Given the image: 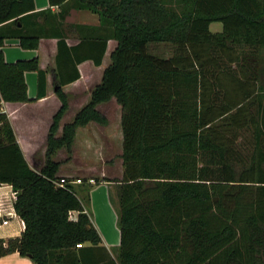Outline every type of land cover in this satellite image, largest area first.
Returning <instances> with one entry per match:
<instances>
[{"label":"trees","instance_id":"16d2710c","mask_svg":"<svg viewBox=\"0 0 264 264\" xmlns=\"http://www.w3.org/2000/svg\"><path fill=\"white\" fill-rule=\"evenodd\" d=\"M48 2L88 10L110 32L72 46L58 35L60 107L39 169L28 165L7 114H0V185L11 186L24 224L19 236L0 238V257L16 252L33 264H88L90 251L103 248L88 212L92 183L81 179L75 187L63 177L58 185L60 162L53 157L62 148L71 154L78 127L105 125L96 106L114 98L121 107L122 174L101 179L119 184L112 264H264V0ZM33 10V0H0V102L45 95L38 58L8 63L2 51L8 38L38 47L41 35L17 26ZM214 22L221 31L210 30ZM109 38L116 47L100 82L57 136L68 108L61 87L79 78L83 60L101 64ZM151 43L173 44L177 52L158 57ZM25 71L37 73L35 98L27 95ZM248 129L251 149L239 142Z\"/></svg>","mask_w":264,"mask_h":264},{"label":"crops","instance_id":"0c3cea01","mask_svg":"<svg viewBox=\"0 0 264 264\" xmlns=\"http://www.w3.org/2000/svg\"><path fill=\"white\" fill-rule=\"evenodd\" d=\"M33 2L34 10L26 15L22 21H19L17 26L23 27L26 32L40 34L38 47L36 49H24L19 46L16 38H8L4 41L2 51L5 61L8 63L19 59L37 57L39 67L46 71V92L43 97L36 101L1 102V104L28 165L33 169H39L44 162L46 137L52 123V117L60 107V100L55 94L56 86L54 85L58 35H64L66 44L72 46L77 44L82 36H103L106 32H110V27L101 22L96 14L88 10L70 7L69 3L61 6H50L48 0H33ZM65 10L67 13L61 17L60 13ZM215 24V32L221 31V24L219 22H215ZM70 25L76 26L71 27ZM115 47L116 41L109 38L101 64L96 66L90 59L83 60L77 64L79 78L61 87L68 96V108L59 121L57 136L60 135L63 125L70 122L76 112L89 101L91 91L100 82L103 70L110 63V54ZM24 79L28 97L35 98L37 73L25 71ZM113 100L115 101L114 98H111L109 101L96 106L107 119L105 125L89 122L85 126L78 127L71 154L59 157L60 153L65 151L63 148L56 152L53 159L60 162L57 176L75 179L80 178L78 175L83 172L85 178L88 179L91 176L89 172L95 171L96 167L90 165V161L86 158L81 161L76 154L101 153L120 156L122 152L121 107L115 101L113 119L107 117L100 109L102 104L111 103ZM108 161V163L104 162L102 168L105 169L107 167L105 165L110 164L111 159ZM119 167L121 177L122 162L120 157ZM95 176L102 179L106 175L102 172ZM73 184L77 187L79 183ZM118 190L119 184L113 181L100 180L91 185L88 212L101 237L103 248L90 251L91 260H88V264H112V261L117 259L120 240L117 226ZM14 198L15 194L10 185H0V219L10 218L9 223L0 229H3L0 232V238L17 237L24 229L23 221L13 209ZM76 215L77 212H73V216ZM94 259H97L98 262H94ZM0 264H33V262L28 257H22L14 252L0 257Z\"/></svg>","mask_w":264,"mask_h":264},{"label":"rangeland","instance_id":"374dc122","mask_svg":"<svg viewBox=\"0 0 264 264\" xmlns=\"http://www.w3.org/2000/svg\"><path fill=\"white\" fill-rule=\"evenodd\" d=\"M220 24V23H219ZM218 24V25H219ZM215 27L216 24L215 22L211 24V31L215 32ZM148 50L150 53L158 56V57H162V58H168L170 56H172L174 53L177 52L176 47L173 44L170 43H151L148 46ZM264 91V90H262ZM264 94V93H263ZM106 103V104H102V106H100L102 112H104L107 117H109L110 119L114 118V111H115V101L113 100V102ZM239 142L241 143V145H243V147H248V149H251L252 146V133L251 130H245L242 131L241 133V137L239 138ZM242 147V146H241ZM68 155L65 151L60 153V156H66ZM76 156L80 157L81 161L86 158L88 161H90V165H93L96 167V170L93 171L91 170L89 173H91L90 177L93 179H100L101 178L99 176H95V175H99V173L104 172V176L102 179H114V178H119L120 177V167H119V157L118 155L115 154H101V153H96V154H76ZM111 159L110 164L105 165V169L102 168L104 167V162L106 161L107 163L109 162L108 160ZM106 164V163H105ZM82 166V164H80ZM84 172L80 173L78 175V177H80V179L82 180H86L87 178L84 177ZM83 177V178H82ZM88 177V176H86ZM89 177V178H90ZM88 178V179H89ZM94 183V182H93ZM3 230V229H2ZM0 230V232L2 231Z\"/></svg>","mask_w":264,"mask_h":264},{"label":"built area","instance_id":"2783aa9c","mask_svg":"<svg viewBox=\"0 0 264 264\" xmlns=\"http://www.w3.org/2000/svg\"><path fill=\"white\" fill-rule=\"evenodd\" d=\"M1 113H5V109H4V107H2V104H1V102H0V114ZM67 180L65 179V178H61L60 179V181L58 182V185H60V186H62L63 185V183H65ZM87 181L89 182V183H93L94 182V179L93 178H89V179H87ZM81 182V179L80 178H75V179H71V183H80ZM69 214H70V217L72 218V217H74L73 216V212H69ZM9 217H6V218H1L0 219V229L2 228V227H4V226H6L8 223H9ZM77 247H80L81 245L80 244H77L76 245Z\"/></svg>","mask_w":264,"mask_h":264}]
</instances>
